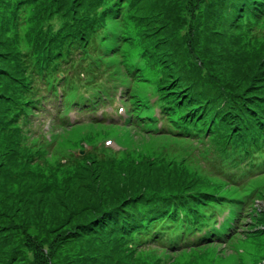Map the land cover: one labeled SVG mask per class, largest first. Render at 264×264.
<instances>
[{"label": "trees", "instance_id": "1", "mask_svg": "<svg viewBox=\"0 0 264 264\" xmlns=\"http://www.w3.org/2000/svg\"><path fill=\"white\" fill-rule=\"evenodd\" d=\"M141 2L1 0L0 135L3 137L0 138V163L5 170L9 167L20 168L40 179L43 174V179L49 180L45 183L41 179L43 186H39V189L45 193L58 183L52 182L55 181V175L59 174L58 171L66 173L74 170L79 175L88 163L100 168V161L108 162L93 143L85 153L73 159L48 162L45 152L51 148V143L44 145L45 140L40 136L23 138L18 132L20 125L30 124L37 111L45 110L46 105L51 103L56 112L61 108L66 112L72 107L86 112L88 107L85 103L88 99L85 91L94 87L96 82L104 81L102 73L97 80L96 76L99 71L107 69L112 76L108 80L114 78V81L108 82L115 85V88L118 85L128 87L126 83L132 79L147 84L145 93L156 98L150 108H144L147 101L129 92L131 98L124 105L133 107L135 103L138 109L148 114L149 120L145 115L148 125H153L161 118L165 122V129L173 131L177 137L190 140L203 137L205 143L216 147L217 154L226 158L225 163L217 167L225 172L220 178L226 182L220 181L221 184H232L240 190L245 185L246 177L264 175V34L254 35L255 28L261 29V23L264 22V0H223L224 12L230 9L232 13L226 27V15L216 19L220 23L219 35L222 31L220 37L229 41V46L223 50L224 58L222 56L226 79L224 76L212 77V74L205 78L200 75L201 82H198L199 77L187 75L192 73L181 75L180 71H173L164 61L162 41L159 39L161 31L158 27L150 29L147 24H143V17L139 15ZM29 11L34 12V15L28 17L26 14ZM54 12L60 14L63 22L49 34L43 33L41 27L33 28L31 32L21 27L25 22L35 25L38 19L48 18ZM163 12L162 17L167 21L176 13L175 3L165 7ZM125 13L138 27L136 37L130 36L128 31L129 37L126 40L130 47L132 45L139 50L134 55L135 60L129 64H113L106 55L114 52L124 40V27L130 26V22H120ZM115 21L119 22V27L114 25ZM167 35L164 40L172 41ZM218 59L221 60L220 55ZM125 62L122 61V64ZM67 70H72L76 78L65 73ZM59 71L64 72L63 77L57 75ZM180 77L189 83L182 87L178 83ZM90 80H93L91 86L86 83ZM189 87L186 91L182 89ZM150 88L153 89L148 90ZM125 100L126 97L121 98L122 102ZM154 106L161 109L159 117L152 112ZM65 112H60L58 120L63 119ZM93 134L91 128L88 138L96 135ZM151 163L153 165V162L148 165ZM32 165H36L38 170L34 171ZM161 168L167 170L165 164ZM241 171L243 173L239 174V178H232V181L236 180L235 183L224 176ZM169 172L174 174L175 169ZM182 172L189 176L181 170L179 175ZM3 173L0 172L2 177ZM147 179V182L155 185L151 177ZM193 181L198 183L197 179ZM62 182L70 184L68 180ZM185 184L174 191L167 188L157 192L158 187L148 184L154 192L147 195L141 193L147 187L146 184L134 187L132 184L126 197H120V202L113 201L104 205L96 203L91 213L85 219L80 217L72 229L64 232L61 239L66 242L78 240L83 250L92 245V250L86 248L88 257L85 261L88 264H114L119 252L133 260L131 255L147 244L168 250L193 244L225 242L231 234L240 232L236 231L235 225L248 216L254 231H246V236H254L256 230L263 229L264 232V206L259 209L253 207L257 200L253 201L254 193H258V190H242L241 196L232 197L217 191L194 188L193 182ZM128 193L136 196L125 201ZM258 194L264 197V192ZM122 205L125 209L118 213L116 210ZM220 216L222 220H219ZM150 260L152 263L153 259ZM156 260L160 262L161 257L154 259L153 264H158Z\"/></svg>", "mask_w": 264, "mask_h": 264}, {"label": "rangeland", "instance_id": "2", "mask_svg": "<svg viewBox=\"0 0 264 264\" xmlns=\"http://www.w3.org/2000/svg\"><path fill=\"white\" fill-rule=\"evenodd\" d=\"M174 3L176 13L165 21L162 17L163 9ZM223 4V0H142L139 15L143 17V24H147L150 29L157 27L160 29L159 39L162 41L163 59L173 71L177 73L180 71L181 75L192 73L187 75L199 77L198 82H201V76L211 77L210 74L212 77L223 78L224 76L226 79V74H223L225 63L222 59L224 58L223 50L225 51L226 46H229V41L220 37L222 31L219 35L220 23L216 19L226 15L227 20L224 22L226 27L232 13L230 9L224 12ZM26 15L33 16L34 12L29 11ZM125 15L126 13L120 22L122 24L124 21L130 22V26L124 27L122 34L124 40L115 52L106 55L113 64H129L135 60L134 55L139 50L138 47L132 45L130 47V43L126 40L129 37L128 31L130 36L136 37L138 27ZM62 22L63 18L60 14L54 12L48 18L38 19L35 25L25 22L21 27L30 32L33 28L41 27L43 33L49 34ZM113 23L119 27V22ZM261 24H263L261 29L255 28L254 35L264 34V22ZM166 35L172 41H165ZM21 38L24 43L23 35ZM117 52L118 55H115ZM218 55L221 60L218 59ZM122 61L126 62L122 64ZM149 75L154 77L153 74ZM178 83L184 87L189 82L180 77ZM133 85V93L137 94L139 99L145 100L147 84L133 80ZM190 88L182 89L186 91ZM105 110L109 112L112 109L108 107ZM68 115L70 119L76 116L79 119L87 117L79 116V113L75 111H70ZM51 122L52 119L47 116L41 121L34 119L26 126L20 125L18 132L23 135V138L44 135L46 140L43 144L51 143L52 145L45 152L48 162L73 159L80 154L81 150L85 153L91 143L105 155L108 162L100 161L98 164L100 168L93 163H88L79 175L74 170L66 173L63 170L58 171L55 181H52L58 183L45 193L39 189V186H43L41 179L43 182L49 180L43 179L45 177L43 174L40 179L20 168L9 167L5 170L0 163V172H4L3 177L0 175V264H88L85 261L88 257L86 252L88 249L92 250V245L85 246L87 250L86 248L83 250L78 240L69 242L62 240L64 232L72 229L75 222L81 219L80 217L86 218L98 203L104 205L113 201L120 202V197H126L132 184L133 187L137 184H146L147 187H144L141 192L143 195L154 192L148 184L158 187L157 192L167 188L174 191L188 182H193L194 188L217 191L229 196H241L242 190L249 189L258 190L260 194L264 192V175L262 174L252 176L248 174L251 177L248 179L246 177L249 181L245 179V185L240 190L232 185L221 184L220 181H226L220 178L216 167L225 163L226 158L217 157L216 147L211 143H205L206 140H203V137L189 140L176 136L135 133L130 128L116 129L83 124L71 128L67 125L58 127ZM38 124L41 125L38 126ZM64 126L67 128L64 129ZM48 127L53 129V133L47 132ZM91 128L96 135L93 134L94 136L88 138ZM14 135H16L15 131ZM1 137L3 136L0 135ZM146 160L148 162H145ZM214 160L216 165L211 168ZM149 162H153L155 166L152 163L148 165ZM161 164H165L167 170L161 168L163 166ZM32 169L38 170L36 165H32ZM171 169H175L174 174L169 172ZM180 170L185 171L189 176L187 177L183 172L179 175ZM242 173L243 171L239 172V174ZM72 176L75 177L70 179L69 177ZM150 177L155 185L147 182V178ZM231 177V175L226 176V179ZM196 179L198 183L193 181ZM62 180H68L70 184H63ZM62 188L70 190H58ZM59 191L67 193H59ZM130 193L125 201L136 196ZM258 193H254L253 201L257 200L253 207L259 209L264 206V197H260ZM124 209L125 206L122 205L116 211L121 213ZM235 226L236 231L240 232L229 236L230 238L225 242L193 244L168 250L147 244L131 255L133 260L119 252L115 256L114 264H136L135 262L153 264L154 259L158 257H161L160 262L156 260L158 264H264L263 229L256 230L255 234L253 233L254 236H246V231H254L249 216L244 217ZM150 259H153L152 263Z\"/></svg>", "mask_w": 264, "mask_h": 264}]
</instances>
